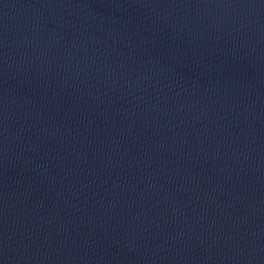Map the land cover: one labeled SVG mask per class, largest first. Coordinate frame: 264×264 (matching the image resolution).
Instances as JSON below:
<instances>
[{"label":"water","instance_id":"obj_1","mask_svg":"<svg viewBox=\"0 0 264 264\" xmlns=\"http://www.w3.org/2000/svg\"><path fill=\"white\" fill-rule=\"evenodd\" d=\"M0 264H264V0H0Z\"/></svg>","mask_w":264,"mask_h":264}]
</instances>
